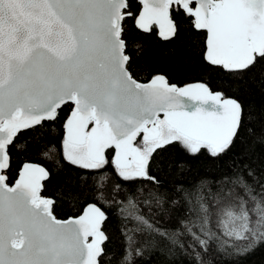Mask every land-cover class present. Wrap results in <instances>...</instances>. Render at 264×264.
Segmentation results:
<instances>
[{"label": "snow or ice", "instance_id": "obj_1", "mask_svg": "<svg viewBox=\"0 0 264 264\" xmlns=\"http://www.w3.org/2000/svg\"><path fill=\"white\" fill-rule=\"evenodd\" d=\"M128 7V0H0V264H105L106 169L124 181L158 185L150 168L173 144L189 156L221 159L242 129L256 135L245 127L243 104L223 92L202 83L181 88L161 74L139 82L123 38ZM173 11L206 31L204 59L211 65L231 76L257 65L264 71V0H142L135 25L144 32L158 25L159 37L169 41L178 34ZM69 105L59 148L44 145L42 154L94 174L97 202L61 221L54 201L40 194L49 176L44 167L25 163L14 182L4 173L11 149H21L20 134L55 123ZM259 138L264 143V134ZM177 191L190 214L179 221L184 232L156 227L129 196L121 212L136 227L125 232V252L107 264H132L133 251L140 254L134 234L142 232L155 234L145 241L150 247L167 242L183 249L178 237L187 234L205 251L215 240L236 255L264 243V175L245 167ZM119 192L112 185L110 195ZM149 197L163 203L156 192Z\"/></svg>", "mask_w": 264, "mask_h": 264}, {"label": "trees", "instance_id": "obj_2", "mask_svg": "<svg viewBox=\"0 0 264 264\" xmlns=\"http://www.w3.org/2000/svg\"><path fill=\"white\" fill-rule=\"evenodd\" d=\"M128 5L125 11L132 13V17H126L123 23V38L128 45L126 54L132 59L130 71L134 77L146 81L156 74H163L169 83L177 85L205 83L213 91L223 92L225 96L236 98L243 104L245 127L253 129L256 135L250 136L242 129L232 151L221 159H212L207 153L189 156L178 143L173 144L157 155L150 168V175L159 180L158 185L145 178L124 181L111 172L110 168L106 169L110 180L106 183L104 192L109 203H101L108 217L102 227L108 236L103 245L108 254L104 257L105 264L110 259L115 261L125 252V232L136 227V222L125 218V214L121 212L129 196L138 201L139 214L144 215L156 227L169 232L179 229L183 233L184 229L179 221L188 219L190 214L188 204L178 189H187L201 180L219 179L237 171L243 173L245 167L264 175V143L259 138L264 134V71L260 70L261 66L257 65L250 72L239 76H231L204 59L205 31L194 29L191 20L182 12L172 13L178 26V34L175 38L164 41L157 36L154 26L150 32L136 28L134 18L139 3L137 0H128ZM70 107L71 105L61 111L60 119L55 123L46 122L37 132H22L17 140L21 149H11V168L5 171L12 182L25 161L45 166L49 176L44 188L46 193L56 198L54 211L57 218L76 214L86 204L97 202L94 196L97 183L93 178L94 174L71 167L58 157L50 159L42 154L44 145L59 148L64 138V116ZM114 184L120 185V192L113 197L110 193ZM150 192L160 195L163 203L158 205L149 197ZM146 200L149 203H144ZM134 235L140 254L133 251L132 264H195L193 248L200 253L202 264H264V243L256 245L243 255H236L233 248L226 246L221 249L215 240L209 243L205 251L187 234L178 237L179 242L184 245L183 249L178 245H168L167 242L150 247L145 241L155 239V234L142 232Z\"/></svg>", "mask_w": 264, "mask_h": 264}, {"label": "water", "instance_id": "obj_3", "mask_svg": "<svg viewBox=\"0 0 264 264\" xmlns=\"http://www.w3.org/2000/svg\"><path fill=\"white\" fill-rule=\"evenodd\" d=\"M137 2L139 3V9H138V11H137V13H136V15H135V17H137V16H139V14H140V12L142 11V0H137ZM134 25H135V18H134ZM153 26H155V28H156V33H157V36L159 37V35H158V31H159V26L158 25H153ZM135 27H136V25H135ZM137 28V27H136ZM139 30H141V29H139ZM141 31H143V30H141ZM202 31H205V30H202ZM160 38V37H159ZM206 38H207V33H206V31H205V50H206ZM162 39V38H161ZM205 50H204V53H205ZM209 63V62H208ZM157 75V74H156ZM161 75H163V74H161ZM155 76V75H154ZM153 77V76H152ZM152 77H150L148 80H146V81H140V80H138L139 82H141V83H147V82H149L151 79H152ZM202 82H194V83H188V84H184V85H177V84H175V83H170V84H175V85H177L178 87H181V88H183V87H189V86H193V85H196V84H201ZM202 84H205V83H202ZM206 85V84H205ZM212 90V89H211ZM213 91V90H212ZM213 92H216V91H213ZM63 132H64V128H63ZM65 134V133H64ZM25 163H32V164H35V165H39V166H42L43 167V165H41V164H39V163H36V162H29V161H25V162H23L21 165H20V167H19V169H18V171H17V174H16V177H15V179L18 177V174H19V172H20V170L22 169V167H23V164H25ZM45 168V167H44ZM6 171V170H5ZM5 174V173H4ZM15 179L12 181V182H14L15 181ZM47 179V178H46ZM45 180V179H44ZM44 180H42L40 183H41V185H43V181ZM41 189H42V187H41ZM41 189H40V191H41ZM43 197V196H42ZM45 198V197H44ZM91 203H94V202H90V203H88V204H91ZM88 204H86L84 207H83V209L88 205ZM82 209V210H83ZM82 210L79 212V214H77L76 216H69V217H66V218H57V219H59V220H61V221H66V220H69L70 218H75V217H77V216H79V215H81L82 214ZM103 226V225H102ZM103 230V229H102Z\"/></svg>", "mask_w": 264, "mask_h": 264}, {"label": "flooded vegetation", "instance_id": "obj_4", "mask_svg": "<svg viewBox=\"0 0 264 264\" xmlns=\"http://www.w3.org/2000/svg\"><path fill=\"white\" fill-rule=\"evenodd\" d=\"M138 9H139V7H138ZM138 9H137V11H138ZM71 108V107H70ZM70 108H69V110L67 111V113L70 111ZM66 113V114H67ZM65 117H66V115L64 116V119H65ZM64 121V120H63ZM63 135H64V132H63ZM45 167V166H44ZM45 169L48 171V169L45 167ZM48 173H49V171H48ZM48 178V177H47ZM47 181V179H45L44 181H43V186H42V189H41V191H40V194L43 196V197H45V198H50L52 201H54V204H53V214L56 216V212L54 211V208L56 209V201H55V197L54 196H52V195H50V194H48V193H46L45 192V182ZM83 209V208H82ZM81 209V210H82ZM80 210V211H81ZM79 211V212H80ZM79 212H77L76 214H73V215H69V216H76L77 214H79ZM69 216H67V217H69ZM66 218V217H65ZM103 227V226H102ZM104 231V230H103Z\"/></svg>", "mask_w": 264, "mask_h": 264}]
</instances>
